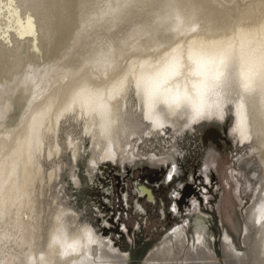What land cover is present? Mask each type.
I'll use <instances>...</instances> for the list:
<instances>
[{
	"label": "bare ground",
	"instance_id": "6f19581e",
	"mask_svg": "<svg viewBox=\"0 0 264 264\" xmlns=\"http://www.w3.org/2000/svg\"><path fill=\"white\" fill-rule=\"evenodd\" d=\"M177 14L186 19L194 18L204 32L253 30L264 25V0H3L0 8V78L10 80L26 62L41 64L46 70L37 82L30 84L16 125L0 128V264H29L31 259L41 264V255L45 256L47 264H125L115 255L116 250L111 243H105L94 230L95 243H89L80 231V226L85 224L70 229L69 223L74 222H69L66 216L70 210L57 204L54 212L48 215L45 239L40 243L42 215L46 210L38 197L42 195L44 181L57 180L60 172L59 166H53L45 175L41 161L59 157L62 148L58 134L68 119L79 121L80 138L91 142L87 168L92 175L101 164L123 166L127 161H137L138 144H142L144 139L165 137L167 130L177 135L192 132L199 125H225L231 116L229 134L237 147L247 148L248 159L256 156L262 166L260 186L257 184L260 189L257 195L255 193L257 199L248 207V222L252 220L254 227L264 229V136L259 134V114L264 104L259 93L255 97V109L246 105L250 138L244 142L235 130L237 116L234 103L225 105L223 118L214 113L190 128L184 127L186 118L172 117L165 110L162 113L165 127L154 129L143 119L142 105L134 88L127 92L125 98L111 102L107 121L95 112L89 114L81 109L61 115L73 90L82 81L86 80L96 89L107 92L133 61L155 54L153 49L161 44L170 45L174 40L184 39L173 31ZM29 15L34 22V35L26 26ZM28 75L26 73V80L30 83L33 75ZM129 96L134 102L132 109L127 106ZM137 113L139 124L133 120ZM142 127L145 130L140 136L137 131ZM63 141L64 149L76 164L81 140L76 141L66 134ZM109 152L115 153L114 162L101 159ZM148 159L162 166L171 164L172 168L175 165L172 154L160 157L153 154ZM93 161L95 167H92ZM71 178L77 187L79 178L73 174ZM149 199L153 200L152 195ZM61 209L66 213L64 226L68 238L81 241L79 252L67 258L60 256L59 248H47L55 213ZM194 228V252H185L188 264L203 263V257L210 256L201 222L195 223ZM173 230L177 248H183L186 233L183 228ZM167 241L164 240L157 251L162 259L166 258V264H170L175 260V254L172 253V243ZM260 241L264 254V233ZM223 242L228 250L235 249L227 233Z\"/></svg>",
	"mask_w": 264,
	"mask_h": 264
},
{
	"label": "rangeland",
	"instance_id": "374dc122",
	"mask_svg": "<svg viewBox=\"0 0 264 264\" xmlns=\"http://www.w3.org/2000/svg\"><path fill=\"white\" fill-rule=\"evenodd\" d=\"M23 67L10 80L0 78V128L16 125L30 84L37 82L46 70L41 64L27 62ZM26 73L29 77L33 75L30 83ZM128 98V109H132V96ZM138 119L139 113L133 119L136 124H139ZM230 120L231 116L225 125H199L184 134L174 135L167 130L165 137L139 142L137 161H127L123 166L101 164L89 175L87 163L91 157V142L80 138L79 121L68 119L58 134L62 148L59 157L41 161L45 175L53 166H59L60 172L57 180L44 181L42 195L38 197L46 210L42 215L40 243L45 239L48 215L54 212L57 204L71 211L66 215L69 222L74 221L69 223L70 229L82 224L90 226L105 243H111L115 255L125 264H166V258L162 259L157 251L164 240L173 245L175 260L170 264H188L186 253L194 252L192 240L197 222L205 229L210 252V256L203 257V263L197 260L199 264H264L260 241L264 229L254 227L252 220L248 222V207L257 199L262 166L256 156L248 159L247 148L237 147L229 134ZM144 130V127L139 129L138 135ZM66 134L76 141L81 140L76 164L64 149ZM153 154L159 157L174 155L176 173L172 181L166 180L171 164L162 166L150 162L148 157ZM72 174L79 178L77 187L73 185ZM145 189L146 194L142 196ZM173 191L180 193L179 198L173 197ZM150 192L154 201L149 199ZM193 201L197 202L196 207L192 206ZM173 205L178 206L177 211H173ZM176 228H183L186 233L183 248H177L174 241L172 231ZM225 233L234 242V250L225 247Z\"/></svg>",
	"mask_w": 264,
	"mask_h": 264
},
{
	"label": "snow or ice",
	"instance_id": "6c2138e0",
	"mask_svg": "<svg viewBox=\"0 0 264 264\" xmlns=\"http://www.w3.org/2000/svg\"><path fill=\"white\" fill-rule=\"evenodd\" d=\"M2 7L3 0H0ZM26 26L34 35L31 15ZM173 31L184 39L174 40L170 45L161 44L153 49L155 54L133 61L107 92L96 89L86 80L82 81L73 90L61 115L81 109L89 114L95 112L107 121L111 102L125 98L127 92L134 88L142 105L143 119L154 129L165 127L162 118L165 110L172 117L186 118L184 127L190 128L214 113L223 118L225 105L234 103L237 116L235 130L239 132L241 142L248 140L246 105L255 109L258 93L264 104V25L253 30L204 32L194 18L186 19L177 14ZM259 115V134L264 136V107ZM101 159L114 162L116 156L109 152ZM92 167H95L94 161ZM175 172L176 166L173 165L166 179L172 181ZM172 195L179 198L180 193L173 191ZM192 206L196 207L197 202L193 201ZM177 210L178 206L173 205V211ZM65 215L62 209L55 213V223L47 238V248H59L62 258L77 254L81 247L80 239L68 238ZM80 231L89 243H95L91 227L80 226ZM40 261L47 264L44 255L40 256ZM29 264L36 262L31 259Z\"/></svg>",
	"mask_w": 264,
	"mask_h": 264
},
{
	"label": "flooded vegetation",
	"instance_id": "af4514ba",
	"mask_svg": "<svg viewBox=\"0 0 264 264\" xmlns=\"http://www.w3.org/2000/svg\"><path fill=\"white\" fill-rule=\"evenodd\" d=\"M152 195V194H151ZM152 199H153V197H152ZM153 201H154V199H153Z\"/></svg>",
	"mask_w": 264,
	"mask_h": 264
}]
</instances>
